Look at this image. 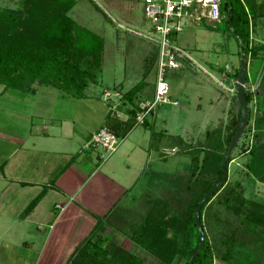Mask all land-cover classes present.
Returning a JSON list of instances; mask_svg holds the SVG:
<instances>
[{
    "label": "trees",
    "instance_id": "obj_1",
    "mask_svg": "<svg viewBox=\"0 0 264 264\" xmlns=\"http://www.w3.org/2000/svg\"><path fill=\"white\" fill-rule=\"evenodd\" d=\"M17 1L15 8L0 6V85L22 91L29 90L33 84L51 86L71 97L84 98L85 89L96 84L102 72L103 38L68 15L75 0ZM220 15L219 23L224 21L226 29L237 40L239 59L244 55L247 66L250 61L261 62L263 68L258 83L263 84L264 55L259 53L264 52V44L253 46L250 23L264 17V0H221ZM219 23L212 28H217ZM215 69L225 72L221 67ZM238 71L239 68L228 75L233 82ZM245 81L248 106L263 94L256 96L255 88L250 90L247 71ZM140 85L141 82L122 98L131 102ZM137 104L128 110L123 120L109 112L105 127L124 138L134 127ZM233 107L223 129L215 126L205 131L198 145H185L191 153V169L187 175L175 179L169 191L171 197L153 198L146 203L147 214L131 240L160 264H176L179 258L187 264L199 240L195 208L222 176L220 163L239 123ZM248 111L246 127L249 125L252 137L242 150L244 176L251 182L231 183L227 177L225 184L202 205L199 219L205 239L193 264H264V202L256 200L252 192L256 183L264 185V109L252 112L248 108ZM202 152L203 163L196 176ZM233 159L230 156L227 160L228 170ZM38 200L39 196L24 212L29 213ZM118 212L111 210L102 218H96L91 234L75 250L68 264H144L140 256L123 249L102 233L103 228L111 230L125 223Z\"/></svg>",
    "mask_w": 264,
    "mask_h": 264
},
{
    "label": "rangeland",
    "instance_id": "obj_2",
    "mask_svg": "<svg viewBox=\"0 0 264 264\" xmlns=\"http://www.w3.org/2000/svg\"><path fill=\"white\" fill-rule=\"evenodd\" d=\"M75 1L76 4L68 15L79 25L93 31L104 40L102 72L98 82L90 84L83 92L89 98L82 99L75 105L73 115L80 120V128L83 129L84 125L90 128L95 125L96 120L106 119L107 108H110L113 114L117 112L116 116L118 115L120 119H124L125 115L122 111L132 109L139 101L152 100L156 81L157 45L146 38L153 34L150 24L144 17V0ZM17 4H19L17 0H0L2 7L15 8ZM212 27V24L206 23L187 26L175 36L174 44L183 51V56H178L179 67L172 72L169 71L166 79L169 85L168 96L171 102L177 104L157 106L146 117L148 126L136 125L124 141L132 144L135 142L145 148L140 160L142 170L139 172L140 178L133 189L132 198L125 203L126 205L119 206V212L117 210L119 217L122 216L125 223H119L118 228L111 230L103 228L102 233L123 249L140 256L144 264H160L157 259L131 240L143 223L145 213L147 214L149 208L147 201L153 198L165 199L170 195L169 191L175 179L189 173L191 153L187 152L185 145L192 147L198 145V142L203 140L206 130L215 126L223 129L231 118L230 109L234 106L235 85L228 75H232L239 68L237 40L226 29L224 21H221L217 28ZM250 36L253 46L264 44V17L251 21ZM259 55L263 57L264 52H260ZM216 67L223 68L224 75L215 69ZM248 67L250 68L247 71L248 74L250 73L248 77L252 80L250 87L255 88L256 96L263 94L255 97L248 108L252 112L257 108L263 110L264 83L257 82L261 76L262 64L259 61H250ZM139 82L142 85L135 92L131 102L123 99L122 95L137 86ZM36 89L35 94L38 95L47 96L45 90L50 92L48 96L51 98H54V94L58 95L57 91L43 85ZM24 92L5 89L0 85V124L4 122L9 132H12L10 128L13 124H29L26 114L36 115L31 113L36 111L35 107L29 103L24 105L22 100L25 96ZM105 92L110 94L108 100H104ZM116 93L120 94L119 98L114 95ZM29 97L31 100L35 99L32 95ZM256 100L258 103L255 102ZM14 109H18L19 113H15ZM43 111L53 117L67 115V110H64L63 106L58 110H54L53 107L44 108ZM32 120L33 123L39 122L36 116ZM248 127L249 125L231 154L234 159L229 164L228 182L241 181L245 185L251 182L244 176L245 155L242 150L250 143L252 137ZM124 142L120 140L117 151L110 156L101 149L98 151L103 158L112 160ZM13 147L9 142L5 144L0 141V189L4 181L1 173L6 176L7 171L10 172L12 169ZM29 155L32 158V153ZM24 159H27V152H20L14 164L17 163V166L15 165L17 170L20 168L26 170V174L24 172L26 178H29L28 175L34 167L54 161L53 157L40 160L32 158L33 161L28 163L21 161ZM6 160L8 162L5 166ZM252 192L255 198L257 197L256 200L264 202L263 184L256 183ZM248 194L249 192L246 196H249ZM8 199L11 201H8L6 206L2 203V207L0 204V212L2 211L5 221L2 225L0 220V264H50L51 261L47 259L51 251L43 249L34 228L32 233L27 232V229L24 230V234L21 231L14 233L13 228L5 233L6 229L15 225L10 217L13 218L23 205L22 202L17 203L18 200L12 199L11 195H5L0 203ZM5 211L14 214L9 216ZM27 214L23 211V216ZM31 241L35 244L29 245ZM177 261L176 264H184L183 258Z\"/></svg>",
    "mask_w": 264,
    "mask_h": 264
},
{
    "label": "crops",
    "instance_id": "obj_3",
    "mask_svg": "<svg viewBox=\"0 0 264 264\" xmlns=\"http://www.w3.org/2000/svg\"><path fill=\"white\" fill-rule=\"evenodd\" d=\"M248 66L247 71L250 70ZM249 80L251 83L252 80ZM38 86L42 85L33 84L24 92L22 99L24 105L29 103L36 108V111H31L36 115L26 114L29 124H13L10 128L12 132L1 122L0 141L5 144L9 142L14 146L11 155L14 161L18 160L20 152H27V159L21 160L27 163L32 162V158L40 160L53 157L54 161L34 167L28 175L29 178L24 175L26 170L16 169L17 163L14 164V161L6 176L1 173L4 181L0 189V200L2 201L5 195H11L12 199L18 200L17 203L23 204L20 211L13 218L10 217L15 225L6 229L5 233L12 228L14 233L21 231L24 234L25 229L32 233L34 228L37 233L34 234L36 237L39 235L40 238L37 239L42 243L43 249L51 251L47 259L51 261L50 264H68L73 252L91 234L96 218H102L111 210L117 212L120 205H126L132 198L133 189L140 178V160L145 148L135 142H124L129 137L130 130L121 138L124 143L116 157L109 161L102 159L98 149L87 148L86 145L94 132L105 127L106 119L96 120L92 127L84 125L82 129L80 120L73 115L76 103L88 99L89 96L74 98L56 88L45 86L57 91L58 95L54 94V98H51L48 96V90H45L48 97L35 94ZM30 95L35 99L31 100ZM61 106L67 110L65 117H53L43 111L44 108L53 107L58 110ZM109 109L105 111L106 117L111 112ZM128 110L122 111L125 118L128 116ZM14 112L19 113L18 109H14ZM35 116L39 122L33 123L32 118ZM143 125L148 126L146 118ZM29 153H32V158ZM6 162L8 160L4 162L5 166ZM38 196L39 200L34 208L23 216L25 208ZM8 201L11 199L1 202V206L2 203L6 206ZM5 214L10 216L14 213L5 211ZM2 216L1 211L0 217ZM3 218L0 219L2 225L5 222ZM34 244L35 242L31 241L29 245Z\"/></svg>",
    "mask_w": 264,
    "mask_h": 264
},
{
    "label": "built area",
    "instance_id": "obj_4",
    "mask_svg": "<svg viewBox=\"0 0 264 264\" xmlns=\"http://www.w3.org/2000/svg\"><path fill=\"white\" fill-rule=\"evenodd\" d=\"M220 4L221 0H144V17L154 35L145 37L157 45L156 81L152 100L139 101L137 104L139 110L135 116L134 126L143 125L145 118L157 106L177 104L171 102L168 96L169 85L166 79L169 71L179 67L178 56H183V51L174 44L175 36L187 26L219 23ZM250 90L254 89L250 87ZM114 95L118 98L120 96L117 93ZM109 97L110 94L105 92L104 100H108ZM120 140L121 138L108 128L102 127L92 134L86 147L101 149L110 156L116 152ZM102 159L106 158L102 156Z\"/></svg>",
    "mask_w": 264,
    "mask_h": 264
},
{
    "label": "water",
    "instance_id": "obj_5",
    "mask_svg": "<svg viewBox=\"0 0 264 264\" xmlns=\"http://www.w3.org/2000/svg\"><path fill=\"white\" fill-rule=\"evenodd\" d=\"M230 14H231V12H230ZM229 26H230V23H229ZM246 71H247L246 59H245L244 55H241L240 61H239V71H238V74H237L236 79L234 81L235 99H234L233 112L239 120L238 128H237L236 132L231 136L227 153L220 163V167L222 170V176H221L220 180L201 198V200L198 202V204L195 208L194 220H195V224H196L197 231L199 234V240H198L195 248L193 249V251L189 255L188 260H187V264H193L194 257L200 251V249L204 243V239H205V233L203 231V228H202V225H201L200 219H199L201 207L208 200V198L211 197L227 181V177H228V169L226 168L227 160L231 156L233 150L235 149L239 139L241 138V136L244 133L245 128H246L247 116L249 114L248 106H247V102H246V81H245ZM203 157H204V153L202 152L199 156V164H198V170L196 172V176L198 175V173L202 167Z\"/></svg>",
    "mask_w": 264,
    "mask_h": 264
}]
</instances>
